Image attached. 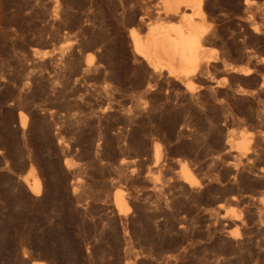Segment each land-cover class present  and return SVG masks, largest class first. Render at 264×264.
Returning <instances> with one entry per match:
<instances>
[{"label": "rangeland", "instance_id": "374dc122", "mask_svg": "<svg viewBox=\"0 0 264 264\" xmlns=\"http://www.w3.org/2000/svg\"><path fill=\"white\" fill-rule=\"evenodd\" d=\"M192 1L0 0V264H264V0Z\"/></svg>", "mask_w": 264, "mask_h": 264}, {"label": "bare ground", "instance_id": "6f19581e", "mask_svg": "<svg viewBox=\"0 0 264 264\" xmlns=\"http://www.w3.org/2000/svg\"><path fill=\"white\" fill-rule=\"evenodd\" d=\"M184 2H186L185 4L189 3V5H191L192 8H194V11L200 14L201 5L199 3L193 2L192 0H188V2L187 0H184ZM169 3L166 2V9L168 8L171 9L172 4ZM186 28L188 30L187 37L183 35L182 30L179 28L175 29V28H166L163 26H155L150 31L149 40H148V49L151 51L152 56L157 63L164 61L165 63L168 64V66L172 70H176L177 68L180 67H183L184 69L185 67H189L196 62L198 54L201 52L202 44L205 41V36L204 33L202 32V29L191 22L186 23ZM188 76H189L188 74H185L184 78H187ZM262 85L263 83L261 84V87ZM20 125L22 128L26 127L27 118L25 116L20 117ZM162 153L163 152L161 150L160 144L155 142L153 145L154 168L159 166L161 158L163 156ZM249 153H250V148H248V150L244 152L243 155L249 158L248 157ZM179 173L181 174V179L185 183L190 185L192 178L188 168L185 165H182ZM26 184H28L27 181ZM28 188L33 195L38 196L40 194V182L37 179H34V182L30 183V185H28ZM115 202L118 205L117 207H120L121 202L117 199L115 200ZM33 264H45V263L35 262Z\"/></svg>", "mask_w": 264, "mask_h": 264}]
</instances>
